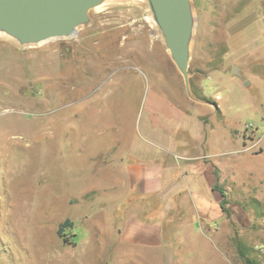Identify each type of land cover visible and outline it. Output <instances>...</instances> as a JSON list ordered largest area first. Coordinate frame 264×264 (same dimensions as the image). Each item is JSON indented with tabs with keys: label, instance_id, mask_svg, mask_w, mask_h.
<instances>
[{
	"label": "rangeland",
	"instance_id": "rangeland-1",
	"mask_svg": "<svg viewBox=\"0 0 264 264\" xmlns=\"http://www.w3.org/2000/svg\"><path fill=\"white\" fill-rule=\"evenodd\" d=\"M190 1L188 88L149 0H103L37 43L0 30V264H264V0ZM151 92L209 110L198 154L173 146ZM130 145L171 161L163 203L103 190ZM130 220L157 232L125 240Z\"/></svg>",
	"mask_w": 264,
	"mask_h": 264
},
{
	"label": "water",
	"instance_id": "water-1",
	"mask_svg": "<svg viewBox=\"0 0 264 264\" xmlns=\"http://www.w3.org/2000/svg\"><path fill=\"white\" fill-rule=\"evenodd\" d=\"M103 0H0V30L21 43L70 36L89 21V11ZM171 55L189 86V46L193 31L190 0H149ZM231 73L241 75L232 65Z\"/></svg>",
	"mask_w": 264,
	"mask_h": 264
},
{
	"label": "crops",
	"instance_id": "crops-1",
	"mask_svg": "<svg viewBox=\"0 0 264 264\" xmlns=\"http://www.w3.org/2000/svg\"><path fill=\"white\" fill-rule=\"evenodd\" d=\"M147 101L152 116L161 115L177 120L176 127L178 129V134L171 140L173 146L183 151L187 156L191 155L193 151L199 153V146L207 139L204 122L201 116L202 113H207L209 110L199 111L201 116H197L195 113L191 115L187 110L178 106H172L163 96L155 92H151L147 95ZM159 122L156 120L154 126L151 125L150 129L156 132L161 139L163 137L162 129L164 125ZM143 137L147 139L145 136ZM117 143L118 141L116 140L114 145ZM120 144L122 145L123 143L120 142ZM135 147V145L128 146L124 155L117 151L114 153L112 164H109L106 168L110 175L112 174L113 166L119 170V172H116L118 176L117 182L115 185L110 183L108 187L102 188L110 192L117 191L118 193L125 192L128 194L136 191L140 194L142 201L147 200V204L149 203L148 201L153 198L161 200L163 203L166 197V191L170 189L172 185L169 180L172 172L169 167L171 161L168 160L166 155V158H155L151 161L148 159L146 160L143 156L133 154L136 150H134ZM163 149H165L166 154L169 153L168 149L164 147ZM179 166L181 167V163ZM99 186L100 185L97 187ZM161 214L163 215V212H161ZM148 227L149 225H145L137 220H130L123 230V238L133 242H147L151 237H154L157 232V229H149Z\"/></svg>",
	"mask_w": 264,
	"mask_h": 264
},
{
	"label": "trees",
	"instance_id": "trees-1",
	"mask_svg": "<svg viewBox=\"0 0 264 264\" xmlns=\"http://www.w3.org/2000/svg\"><path fill=\"white\" fill-rule=\"evenodd\" d=\"M71 226L72 222L69 219H66L63 223H61L60 227H59V232L61 233L63 230L64 226ZM75 243V242H74ZM239 251L241 253V255L246 259V261L250 262V259L247 258L246 252H245V248L243 246H239Z\"/></svg>",
	"mask_w": 264,
	"mask_h": 264
},
{
	"label": "bare ground",
	"instance_id": "bare-ground-1",
	"mask_svg": "<svg viewBox=\"0 0 264 264\" xmlns=\"http://www.w3.org/2000/svg\"><path fill=\"white\" fill-rule=\"evenodd\" d=\"M95 7H101V3L100 4H97Z\"/></svg>",
	"mask_w": 264,
	"mask_h": 264
}]
</instances>
